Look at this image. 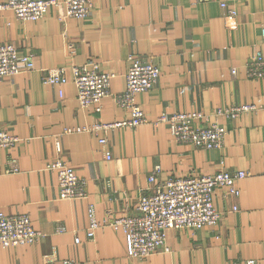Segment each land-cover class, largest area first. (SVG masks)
<instances>
[{
    "label": "crops",
    "instance_id": "0c3cea01",
    "mask_svg": "<svg viewBox=\"0 0 264 264\" xmlns=\"http://www.w3.org/2000/svg\"><path fill=\"white\" fill-rule=\"evenodd\" d=\"M220 1L96 0L84 19L64 16L62 4L37 21L1 13L0 43L31 54L34 66L0 76V130L19 138L0 148V210L28 214L41 236L31 244L0 245V264H44L47 258L66 264H264V78L244 74L247 58L257 50L264 54V0H224L225 7ZM130 56L150 58L160 68L154 86L135 95L149 120L161 112L244 103L255 109L219 116L227 132L223 146L213 149L177 142L165 123L65 132L127 116L112 95L102 98L100 111L80 108L69 65L98 61L114 73V94L125 87ZM58 66H66L67 82L43 83L44 70ZM101 135L107 146L98 142ZM10 157L18 165L13 173L5 172ZM55 157L86 180L85 198L58 197L56 172L46 167ZM156 167L160 178L223 168L249 174L237 182L238 196L216 189L213 203L222 216L215 227L168 229L167 252L131 258L126 234L111 227L88 238L87 204H94L98 219L133 214ZM58 225L65 230L56 231Z\"/></svg>",
    "mask_w": 264,
    "mask_h": 264
},
{
    "label": "built area",
    "instance_id": "2783aa9c",
    "mask_svg": "<svg viewBox=\"0 0 264 264\" xmlns=\"http://www.w3.org/2000/svg\"><path fill=\"white\" fill-rule=\"evenodd\" d=\"M96 0H0V16L9 10L12 16L23 21H37L44 17L50 6L64 7V16L77 19L86 18ZM225 7L226 1H220ZM236 10L230 9L234 16ZM72 47V45H70ZM34 66L31 54H19L17 48L9 42L0 43V76H11L23 69ZM71 81L76 90V100L80 108L94 106L101 109V100L112 95L115 103L127 110V116L112 122L97 121L90 126L66 127L65 132L106 131L119 126H137L146 122L154 125L165 123L171 136L177 142L189 143L202 149L221 148L224 143L226 128L218 117L225 115L236 117L242 112L255 109L254 104H235L227 107L218 106L209 112L190 110L183 112H161L149 120L135 95L152 88L160 75L158 64L150 58L130 56L125 72V87L112 94L110 82L113 72L101 70L98 61L90 60L78 64H70ZM66 66L45 69L42 82L62 86L67 82ZM236 68H231L235 74ZM244 74L251 79L264 78V54L257 50L244 62ZM60 95L62 90L59 89ZM18 137L0 130V148L12 147ZM101 145L108 144L105 135L98 138ZM105 158L111 159L110 148L105 151ZM5 172L18 171L16 157L7 159ZM46 167L54 169L57 176L58 197L61 199H79L86 197V180L79 176L75 169L59 157L48 161ZM156 167L148 176L150 186L141 190L137 197L135 211L131 215L109 216L98 219L94 204H87L86 236L92 239L96 230L111 227L122 230L127 237V255L131 258H144L156 252H167L166 231L170 228L200 229L204 226L215 227L221 219V211L213 203L216 189L223 188L233 196L239 195L237 182L249 174L248 170L226 168L208 174H190L183 176L159 177ZM237 206L232 205V210ZM65 230L58 225L56 231ZM41 232L34 228L28 214H6L0 210V245L4 247L31 244L38 240ZM78 241V238H75ZM55 259H46L44 264H66ZM246 264H255L248 259Z\"/></svg>",
    "mask_w": 264,
    "mask_h": 264
},
{
    "label": "rangeland",
    "instance_id": "374dc122",
    "mask_svg": "<svg viewBox=\"0 0 264 264\" xmlns=\"http://www.w3.org/2000/svg\"><path fill=\"white\" fill-rule=\"evenodd\" d=\"M167 244V243H166Z\"/></svg>",
    "mask_w": 264,
    "mask_h": 264
}]
</instances>
